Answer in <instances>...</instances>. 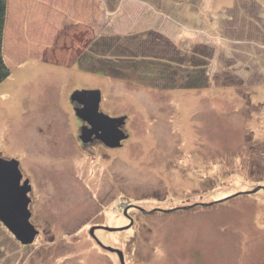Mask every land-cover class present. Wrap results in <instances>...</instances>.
Here are the masks:
<instances>
[{
    "label": "rangeland",
    "instance_id": "rangeland-1",
    "mask_svg": "<svg viewBox=\"0 0 264 264\" xmlns=\"http://www.w3.org/2000/svg\"><path fill=\"white\" fill-rule=\"evenodd\" d=\"M85 15L14 42L4 25L0 157L28 179L37 233L21 244L0 222V264H121L105 246L124 264H264V0H88ZM162 51L184 69L210 51L208 85L165 87L183 68ZM82 89L124 116L117 148L78 138Z\"/></svg>",
    "mask_w": 264,
    "mask_h": 264
},
{
    "label": "water",
    "instance_id": "water-1",
    "mask_svg": "<svg viewBox=\"0 0 264 264\" xmlns=\"http://www.w3.org/2000/svg\"><path fill=\"white\" fill-rule=\"evenodd\" d=\"M71 100H77L82 105L77 110V115L91 124L92 129H81L80 139L87 142L91 139L92 131L108 147H118L121 139L127 137L120 129L124 116L112 117L98 110L100 92L97 89L75 90L70 95ZM22 173L16 159L0 157V222L12 233L21 244L31 243L37 233L30 222L28 204L30 197L28 179L22 182ZM93 234V229H90ZM98 244L102 245L98 240ZM108 250L115 251L120 263L124 264L123 254L119 249L105 246Z\"/></svg>",
    "mask_w": 264,
    "mask_h": 264
},
{
    "label": "crops",
    "instance_id": "crops-1",
    "mask_svg": "<svg viewBox=\"0 0 264 264\" xmlns=\"http://www.w3.org/2000/svg\"><path fill=\"white\" fill-rule=\"evenodd\" d=\"M87 3L88 0H7L5 37L14 42L18 34L30 35L26 32V29L28 32L33 30L29 29L31 28L30 23H32V28L35 31L45 27H51L55 30L60 28L61 30L73 26L74 29L76 25L82 24L79 23V20H84L87 27L91 28L93 18L90 15H85ZM66 5H71V11L67 10ZM15 27H19L18 29H21L22 33H16ZM40 33L41 35L45 34L44 31ZM16 38L17 40L20 39L18 36ZM74 51L72 48L70 53ZM75 60L77 61V57Z\"/></svg>",
    "mask_w": 264,
    "mask_h": 264
},
{
    "label": "trees",
    "instance_id": "trees-1",
    "mask_svg": "<svg viewBox=\"0 0 264 264\" xmlns=\"http://www.w3.org/2000/svg\"><path fill=\"white\" fill-rule=\"evenodd\" d=\"M7 0H0V82L6 78L9 74V68L5 65L3 58H2V35H3V30H4V25L7 21ZM128 43H130V41H127ZM134 44H132V49L130 48V50H124V51H120L119 48H115L112 53V56L109 58L113 61H116L117 64L115 67H113V70H117V66L118 63L117 61H121L119 62V64L124 65V62H129L130 58L132 60H135V55H136V42H133ZM197 51V50H194ZM128 53H130L131 55H128ZM179 52V50L177 49L175 52V55H177ZM194 56L195 59H191V61H193V64L190 62L189 60V67L184 69V66H182L183 64H185L186 62L184 61V63H181L180 61H178V58H175L174 56H168L164 51H162L161 55H157L158 58H160L159 62H162V65L166 68L167 70H169V74L172 75H177V71L175 69V67H182V70H179V78L178 79H170L171 84L169 85H165V87L167 88H175L172 85H175L176 82H179L181 86H184L182 79H186L187 82V87L186 88H202V87H206L209 83V77L207 75V68H208V64L207 60H209V58L211 57L210 51L209 54L206 55L203 52H194ZM212 53V52H211ZM100 54V53H99ZM188 56V55H186ZM145 58V56L143 57ZM156 58V57H155ZM206 60V62H202L201 60ZM165 64V65H164ZM163 67V68H164ZM164 71V69H162ZM166 70V69H165ZM194 70H198L197 74H193L194 77L188 78L189 76H191V74L194 72ZM187 71V73H186ZM190 71V72H189ZM220 77L216 76L214 77V80L216 81V83H218ZM178 85V84H176ZM4 226V225H3ZM5 227V226H4ZM6 228V227H5ZM7 229V228H6ZM12 234V233H11ZM14 237V236H13ZM15 238V237H14ZM16 239V238H15ZM18 241V240H17ZM19 242V241H18ZM20 243V242H19Z\"/></svg>",
    "mask_w": 264,
    "mask_h": 264
},
{
    "label": "flooded vegetation",
    "instance_id": "flooded-vegetation-1",
    "mask_svg": "<svg viewBox=\"0 0 264 264\" xmlns=\"http://www.w3.org/2000/svg\"><path fill=\"white\" fill-rule=\"evenodd\" d=\"M72 102H74V100H71ZM75 106H73V109H74V112H75V117L76 118H79L81 121H84V122H86V124H84V125H80L78 128H79V131L81 132V129L83 128V127H85L86 129H92V127H91V124H89L86 120H83L82 118H80L78 115H77V110H78V106L76 105V104H74ZM98 110L100 111V109H99V107H98ZM78 135V138H79V134H77ZM91 139L90 140H88L87 142H84V144L86 145V144H89V143H91V142H94L95 140H100L98 137H97V133H95V132H93L92 131V133H91ZM81 141V140H80ZM101 141V140H100ZM101 143H103L102 141H101ZM104 144V143H103ZM106 146V145H105ZM108 147V146H107ZM109 148H114V147H109ZM117 148V147H116ZM4 158V157H3ZM18 166H19V163H18ZM27 179V178H26ZM21 182V181H20Z\"/></svg>",
    "mask_w": 264,
    "mask_h": 264
}]
</instances>
